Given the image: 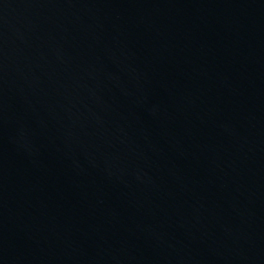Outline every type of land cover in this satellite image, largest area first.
I'll return each mask as SVG.
<instances>
[{"label": "water", "instance_id": "obj_1", "mask_svg": "<svg viewBox=\"0 0 264 264\" xmlns=\"http://www.w3.org/2000/svg\"><path fill=\"white\" fill-rule=\"evenodd\" d=\"M264 119V0H0V225L128 191Z\"/></svg>", "mask_w": 264, "mask_h": 264}]
</instances>
